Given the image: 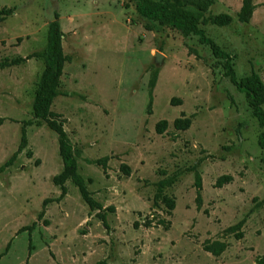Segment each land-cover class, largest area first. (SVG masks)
Returning a JSON list of instances; mask_svg holds the SVG:
<instances>
[{"label":"rangeland","instance_id":"obj_1","mask_svg":"<svg viewBox=\"0 0 264 264\" xmlns=\"http://www.w3.org/2000/svg\"><path fill=\"white\" fill-rule=\"evenodd\" d=\"M241 2L214 0L204 16L227 14L232 25L199 28L230 56L236 81L256 73L264 82V0H252L246 24L236 21ZM135 6L134 0H0V11L12 10L0 21V166L17 150L21 123L32 120L43 69L39 58L11 62L45 48L56 12L67 61L51 111L62 121L79 177L106 212L104 226L69 180L60 197L52 182L63 166L57 136L33 123L26 148L0 173V264L264 258L262 129L225 77L224 60L198 36L184 38L141 18ZM176 119L189 127L175 129ZM161 122L166 127L158 134ZM223 176L230 180L218 187ZM162 180L173 182L161 194L174 200L171 211L156 197ZM218 244L225 248L217 256L204 249Z\"/></svg>","mask_w":264,"mask_h":264},{"label":"trees","instance_id":"obj_2","mask_svg":"<svg viewBox=\"0 0 264 264\" xmlns=\"http://www.w3.org/2000/svg\"><path fill=\"white\" fill-rule=\"evenodd\" d=\"M136 3L135 10L143 19L156 21L159 25L170 26L179 31L184 38L189 35L198 36L200 44L207 45L213 57L224 60V75L228 77L235 84L236 89L243 93L247 104L251 110L253 117L257 120L259 127L262 129L258 138V144L264 150V82L258 74L250 73V75L236 81L235 75L230 64V56L222 51L220 47L211 39L206 38L203 30L199 25H210L217 28L229 27L233 23L231 16L227 14H218L214 16H204L208 8L213 4L214 0H134ZM252 0H242L241 7L236 15V21L240 24L248 23L254 11ZM12 14L11 9L0 11V21ZM31 58H39L43 63L37 86L34 92L32 102V120L21 123L20 139L17 150L12 156L0 166V173L9 167L16 159L17 155L21 153L27 146L26 128L33 123L40 125L43 122L47 128L56 134L58 143V152L62 160V170L59 174L52 178V182L57 186L61 192L60 197L66 194L64 183L71 181L77 188L79 195L83 202L88 206L90 211L97 210V217L106 226V212L97 202H95L88 193L83 180L77 173L76 160L72 154L70 144L67 136L63 131L62 121H59L58 115L51 111V106L54 99L58 96V87L60 78L63 72V66L67 61L66 56L62 50V32L58 21V14L53 13V19L49 22L46 31V44L41 52L33 53L25 58L13 60L11 63L23 62ZM173 102V100H172ZM166 122H161L156 125V132L161 134L165 129ZM173 127L177 130H185L189 127V122L184 119H176L173 121ZM29 155V154H28ZM264 165V157H263ZM127 173V169L125 170ZM230 177L223 176L216 182L218 187L221 186L222 181H229ZM172 180L160 181L157 185L156 197L161 196L163 190L173 184ZM195 187L200 188V181L198 176H195ZM163 202L166 204L168 210L174 209V200L161 196ZM199 194L196 197V202L199 203ZM50 200H44L42 207L44 208ZM109 211H113L109 208ZM43 215L40 212L38 218ZM215 249L212 246H205V251L217 256L223 251L225 245L218 244ZM30 249V248H29ZM256 264H264V258L256 259ZM95 264H107L104 261Z\"/></svg>","mask_w":264,"mask_h":264},{"label":"water","instance_id":"obj_3","mask_svg":"<svg viewBox=\"0 0 264 264\" xmlns=\"http://www.w3.org/2000/svg\"><path fill=\"white\" fill-rule=\"evenodd\" d=\"M156 59L159 60V59H160V56L158 55V56L156 57Z\"/></svg>","mask_w":264,"mask_h":264}]
</instances>
